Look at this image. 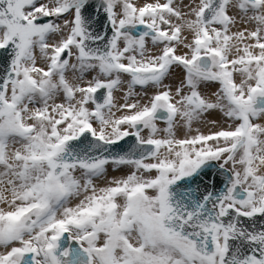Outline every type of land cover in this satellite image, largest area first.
<instances>
[{"label": "snow or ice", "instance_id": "obj_1", "mask_svg": "<svg viewBox=\"0 0 264 264\" xmlns=\"http://www.w3.org/2000/svg\"><path fill=\"white\" fill-rule=\"evenodd\" d=\"M0 264H264V0H0Z\"/></svg>", "mask_w": 264, "mask_h": 264}]
</instances>
